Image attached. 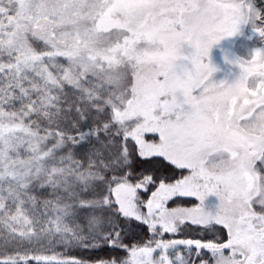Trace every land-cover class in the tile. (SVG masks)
<instances>
[{"label": "snow or ice", "instance_id": "obj_1", "mask_svg": "<svg viewBox=\"0 0 264 264\" xmlns=\"http://www.w3.org/2000/svg\"><path fill=\"white\" fill-rule=\"evenodd\" d=\"M257 21L253 0H0V239L127 253L0 264H264V48L233 82L210 58ZM153 157L172 174L136 169ZM121 219L151 238L128 247Z\"/></svg>", "mask_w": 264, "mask_h": 264}, {"label": "trees", "instance_id": "obj_2", "mask_svg": "<svg viewBox=\"0 0 264 264\" xmlns=\"http://www.w3.org/2000/svg\"><path fill=\"white\" fill-rule=\"evenodd\" d=\"M255 7L264 12V0H253ZM257 25L259 27H264V23L261 21H257ZM243 36V35H242ZM249 37L242 38L240 34L227 37L226 40H232L236 43L235 51L238 52L239 57L242 56L243 59L247 60L249 55L246 52L241 53V46L239 45L240 40L244 41V45L248 47L250 44L254 45V47L264 48V38L260 37L254 31L252 32V39H248ZM233 43V44H234ZM260 48V47H259ZM245 51V49L243 50ZM135 167L137 170L143 169L146 172L153 173L155 175H164L168 176L172 174L171 167L168 163L163 160V158L153 157L148 161H142L137 159L135 162ZM176 202L181 206L191 207L194 206L198 201L193 197H183L176 198ZM171 206V202H170ZM121 224L124 227V233L122 235L123 243L128 245V247L143 245L148 239L151 238V234L148 231L147 225H144L135 220H125L121 219ZM165 239H200L204 242L207 241H216L224 240L226 238V230H224L221 226H212L208 229H201L200 226H187L185 231L181 234L170 235L167 234ZM25 252L29 254H42V255H52V254H66L69 256H74L77 258L84 259H96V258H124L127 256V253L120 248H110L103 247L97 250H83V249H65L61 247L52 248L47 242V240L41 238L40 240H33L31 243H19L17 241H13L11 243L5 244L2 239H0V258H6L9 256L15 257L18 254L23 255ZM204 258L211 260L210 253H203L201 251Z\"/></svg>", "mask_w": 264, "mask_h": 264}, {"label": "rangeland", "instance_id": "obj_3", "mask_svg": "<svg viewBox=\"0 0 264 264\" xmlns=\"http://www.w3.org/2000/svg\"><path fill=\"white\" fill-rule=\"evenodd\" d=\"M252 32H253V29L250 25H243L241 27L240 37H242V38L249 37L248 39H250V38L252 39ZM226 39H227V37L224 38L223 40H221L218 44L214 45L212 50H211V53H210L211 62L218 69V71L213 74V79L217 82L222 81V80H227L228 82H233L239 76V74L241 72V69L239 68V66L237 64H235L234 62L238 58L243 59V57L242 56L239 57L238 52L235 51L236 43H234L232 40L228 41ZM239 45L241 46V53L246 52V54L249 55L248 59L251 58L250 54L255 49H257L259 47L261 48L260 45H259V47H256V46L254 47V45H252V44H250V46H252L250 48L247 45H244V41H242V40H240ZM244 49H245V51H243ZM241 102L242 101H238V103H241ZM193 198H195V197H193ZM209 201H216V198L215 197H209ZM214 226H220V225H214ZM166 235L167 234H165V236ZM170 235H173V234H170ZM181 250H183V249H181ZM201 251H203V253L207 252L206 250H201Z\"/></svg>", "mask_w": 264, "mask_h": 264}]
</instances>
